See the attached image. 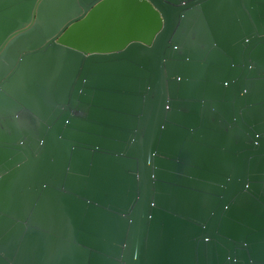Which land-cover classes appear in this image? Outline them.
<instances>
[{
	"label": "water",
	"instance_id": "obj_1",
	"mask_svg": "<svg viewBox=\"0 0 264 264\" xmlns=\"http://www.w3.org/2000/svg\"><path fill=\"white\" fill-rule=\"evenodd\" d=\"M0 264H264V0H0Z\"/></svg>",
	"mask_w": 264,
	"mask_h": 264
}]
</instances>
